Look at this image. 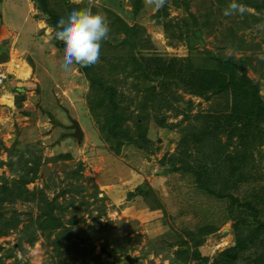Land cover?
<instances>
[{"label": "rangeland", "instance_id": "1", "mask_svg": "<svg viewBox=\"0 0 264 264\" xmlns=\"http://www.w3.org/2000/svg\"><path fill=\"white\" fill-rule=\"evenodd\" d=\"M48 1L54 11L64 10L63 0ZM230 2L185 0V8L168 0L156 11L143 0L134 20L132 0H91L110 32L113 15L142 25L143 46L128 55L118 46L127 33H109L116 38L108 47V40L102 43L98 63L73 65L66 73L63 48L53 42L54 28L37 1L0 0V44L10 53L3 69L11 72L0 84L3 264H129L128 255L134 264H213L234 246L242 248L238 264H264V121L244 128L243 121H251L245 113L241 123L232 121L236 128H222L209 117L202 135L183 133L194 125L202 131L199 116H221L225 98L232 101L231 94L196 93L198 78L217 70L212 57H232L236 76L246 77L264 101V0H236L245 12L225 14ZM94 71L103 74L106 88L124 94L123 105L135 115L139 106L151 109L139 141L114 137L97 119ZM15 84L25 88L20 105ZM139 101L146 102L136 106ZM159 120L170 127H157ZM74 121L81 141L71 135ZM25 162L38 166L36 174L22 167ZM47 202L58 205L54 214L65 226L29 241ZM235 230L245 238L242 247Z\"/></svg>", "mask_w": 264, "mask_h": 264}, {"label": "trees", "instance_id": "2", "mask_svg": "<svg viewBox=\"0 0 264 264\" xmlns=\"http://www.w3.org/2000/svg\"><path fill=\"white\" fill-rule=\"evenodd\" d=\"M37 1V9L41 11L42 14L47 16V22L50 26L54 28V31H56V25L60 17L66 16L69 11H71L73 8H84L89 6V1L84 0L81 3H75L71 0H63L64 10L60 12L58 9L54 11L50 5L48 0H36ZM111 0H109L110 2ZM176 3H182L185 5V8H187L186 4H184L185 0H175ZM132 7L133 12L131 13L130 17L134 20L135 17L138 15V13L141 10V7L143 5V0H132ZM1 18V14H0ZM194 24H197L196 18H194ZM111 20H113L111 26V34L113 33H121L122 31H125L127 33V37L118 43V46L123 48L124 50H128V55L131 54L132 50L135 48H138V46L142 42L141 41V35L144 34L145 29L142 25L139 24H133L129 25L128 23L124 22L123 19L113 15L111 16ZM198 25V24H197ZM122 27V28H121ZM170 24H167V28L169 29ZM173 27V25H172ZM199 36V35H198ZM111 39L116 38L114 35H110ZM53 42H55L59 47H64L63 42L55 39V36L53 38ZM111 41H107V47ZM139 43V44H138ZM105 46V47H106ZM143 46V45H142ZM211 56V55H210ZM212 57V56H211ZM217 62V70H208L204 74H202V77H199V83L200 86L196 89V93L198 95L204 96L206 93H210L211 95H220V96H228L231 94L233 96L231 103L227 98L226 104L227 106L224 107L223 111L224 113L221 116H215V115H208L207 117H200L199 119L202 120V131H200L199 125H194L193 127L184 129V138L189 137L190 135L193 137H198L200 134L202 135L204 133V129H206V124L208 122L207 118H212L213 121L216 122L217 125L220 127H225L227 124L232 126L233 128H236V124H232V121H240L241 118L244 117L247 113L249 115L250 120L243 121V124L246 126H243L244 128H247L251 125V123L256 126V124L260 121H264V101L261 98V96L254 91L252 93L249 89L248 80L246 77L238 78L235 74L236 70L239 69L233 65V58L227 57L226 59L220 58V57H212ZM147 60H154L153 57H148L145 59ZM157 61H160V59L157 58ZM138 69H141V73L144 76H147L145 68L143 64H140L138 61ZM172 64V63H171ZM219 64H221L223 67H220ZM149 65V64H148ZM156 67H159V65H156ZM226 71L228 73H226ZM94 71L93 75L89 74V79L91 81V96L97 99V106L100 109V113L97 117L98 120H102L103 126H105L116 138H124L129 139V142H136V140L144 135H146V132H148V126L149 121L148 118L151 116L150 113L152 112L149 108H143L139 105L144 104L145 102H138L136 103V106H139L142 110L139 111L136 115L133 110H131L130 105L124 104V101L126 98L123 97L124 94L119 91L118 89L114 87H105L104 82L105 80L102 78L104 77L101 73H95ZM228 75H230V78H228ZM117 80V79H115ZM117 82V81H116ZM195 88V87H194ZM14 91L17 92L15 100L17 105H20L23 101L26 100L25 95V88L24 87H13ZM147 90V89H146ZM138 92V91H137ZM147 98V97H146ZM128 99V98H127ZM127 103L132 104L133 98H129ZM156 105L161 103H154ZM156 105H151L153 108H155ZM230 105V106H229ZM159 106V105H158ZM225 109H228L225 111ZM249 110V112H248ZM128 120L133 121V125L131 126L128 123ZM56 124H60L58 121L54 120ZM112 123V124H111ZM157 123V122H156ZM196 124V123H195ZM177 126V123H174L171 125L172 127ZM157 127H161L163 129L169 128V126L165 125L164 123L159 120L157 123ZM74 131V129H72ZM134 135L137 137H134ZM75 138V137H74ZM149 142L150 139L147 137ZM76 139V138H75ZM197 142H201V140L195 139ZM139 141V139H138ZM192 143V142H191ZM185 150H188L189 146H184ZM181 156V155H180ZM182 157V156H181ZM179 156L175 154L171 155V159H173V164H175L176 159H178ZM25 168L28 172L32 171L33 174H36L38 170V166L33 165L29 166L25 162L22 166ZM204 186V185H203ZM204 188V187H202ZM142 187L138 188V192H140ZM206 190V189H205ZM7 192H10V190L6 189ZM5 192V189L4 191ZM6 193V192H5ZM5 194L0 193V202H4L5 200ZM75 198V197H74ZM72 202V201H71ZM58 208V205H54L50 202H47L45 206H42V216L40 217V223L36 228H34L33 234L29 236V241L35 242L36 236L39 231L43 232L44 234L51 233L53 231L61 229L63 226H65V223L63 220L54 214V210ZM14 225V224H13ZM257 230V227L256 229ZM261 230V229H260ZM257 230V231H260ZM61 233V232H60ZM236 237L237 242H239V246L242 247L244 244L245 238L243 237V234H241L239 231H236ZM59 234V233H58ZM60 235V234H59ZM237 246L230 247L226 249L225 251L220 253L219 260L213 264H238L239 259V251ZM181 259H185L187 255L183 256V251H181ZM3 257L0 256V264H3ZM256 264H260L258 259H254Z\"/></svg>", "mask_w": 264, "mask_h": 264}, {"label": "clouds", "instance_id": "3", "mask_svg": "<svg viewBox=\"0 0 264 264\" xmlns=\"http://www.w3.org/2000/svg\"><path fill=\"white\" fill-rule=\"evenodd\" d=\"M167 3L168 0H145L146 6L156 11L164 8ZM245 10L243 4L231 0L225 14H243ZM109 33V23L102 14L92 11L91 0L88 7L73 8L66 16L60 17L56 25L55 39L64 45V71L71 73L73 65L88 67L98 63L102 43L110 38ZM259 58L264 59V55Z\"/></svg>", "mask_w": 264, "mask_h": 264}, {"label": "water", "instance_id": "4", "mask_svg": "<svg viewBox=\"0 0 264 264\" xmlns=\"http://www.w3.org/2000/svg\"><path fill=\"white\" fill-rule=\"evenodd\" d=\"M0 29H1V21H0ZM10 58V53L9 50H6L2 53H0V63L7 62ZM74 131L72 132V136L75 137L78 141H81L83 138V131L80 125L78 124L77 121H74V123L71 126ZM110 253V252H109ZM127 261L129 264H134L135 261H137L136 258H133L132 256L128 255L126 256Z\"/></svg>", "mask_w": 264, "mask_h": 264}, {"label": "built area", "instance_id": "5", "mask_svg": "<svg viewBox=\"0 0 264 264\" xmlns=\"http://www.w3.org/2000/svg\"><path fill=\"white\" fill-rule=\"evenodd\" d=\"M4 63L0 64V84L4 83L6 80L9 79L11 72L8 70V68L3 69Z\"/></svg>", "mask_w": 264, "mask_h": 264}, {"label": "bare ground", "instance_id": "6", "mask_svg": "<svg viewBox=\"0 0 264 264\" xmlns=\"http://www.w3.org/2000/svg\"><path fill=\"white\" fill-rule=\"evenodd\" d=\"M8 65H10V68L15 69V62L13 59H11L10 62H8ZM17 67H20V65L18 64Z\"/></svg>", "mask_w": 264, "mask_h": 264}, {"label": "flooded vegetation", "instance_id": "7", "mask_svg": "<svg viewBox=\"0 0 264 264\" xmlns=\"http://www.w3.org/2000/svg\"><path fill=\"white\" fill-rule=\"evenodd\" d=\"M9 50L7 47H4L2 44H0V53Z\"/></svg>", "mask_w": 264, "mask_h": 264}, {"label": "crops", "instance_id": "8", "mask_svg": "<svg viewBox=\"0 0 264 264\" xmlns=\"http://www.w3.org/2000/svg\"><path fill=\"white\" fill-rule=\"evenodd\" d=\"M10 79V78H9ZM18 83V82H17ZM16 86H18L17 84H15V85H13V87H16Z\"/></svg>", "mask_w": 264, "mask_h": 264}]
</instances>
